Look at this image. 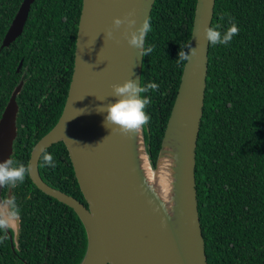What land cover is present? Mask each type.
<instances>
[{
  "label": "trees",
  "instance_id": "16d2710c",
  "mask_svg": "<svg viewBox=\"0 0 264 264\" xmlns=\"http://www.w3.org/2000/svg\"><path fill=\"white\" fill-rule=\"evenodd\" d=\"M23 0H0V45ZM197 0H155L145 46L142 84L157 91L143 126L155 168L186 61ZM83 0H35L23 33L0 52V116L26 71L18 95V135L12 159L29 165L39 139L59 120L75 64ZM239 33L227 45L210 44L204 110L196 154V181L208 264H264V0H216L212 26ZM187 52L188 49L186 48ZM46 98V102L42 99ZM55 167L39 169L50 185L88 205L64 141L48 147ZM10 188L21 219L18 247L0 230V264H80L88 247L73 208L39 189L28 173Z\"/></svg>",
  "mask_w": 264,
  "mask_h": 264
},
{
  "label": "water",
  "instance_id": "95a60500",
  "mask_svg": "<svg viewBox=\"0 0 264 264\" xmlns=\"http://www.w3.org/2000/svg\"><path fill=\"white\" fill-rule=\"evenodd\" d=\"M34 1H22L1 48L23 33ZM154 2L83 0L74 71L63 112L31 152L28 167L33 182L43 192L73 208L85 225L88 247L80 264H208L199 213L196 154L210 48L202 29L212 26L216 0H197L190 44L198 48V54L184 65L155 167L166 146L173 144L175 151L169 157L177 224L154 188L148 185L139 165L137 134L146 147L148 163L154 168L145 146L143 127L127 136L112 132L104 124L107 113L97 111L102 105L116 102L111 96L114 84H122L129 78L139 83L144 60L139 50L130 47L124 39L127 25L115 32V39L107 38L106 32L114 18L130 13L138 28L144 19L150 18ZM22 85L16 87L0 118V162L12 159L18 135L17 95ZM59 141H64L68 148L88 205L48 184L41 176V149ZM2 192L0 187V201L12 198L11 188L6 199ZM20 229L19 216L15 229L7 230L14 247L19 245Z\"/></svg>",
  "mask_w": 264,
  "mask_h": 264
},
{
  "label": "clouds",
  "instance_id": "9594fccd",
  "mask_svg": "<svg viewBox=\"0 0 264 264\" xmlns=\"http://www.w3.org/2000/svg\"><path fill=\"white\" fill-rule=\"evenodd\" d=\"M136 24L137 21L132 18L131 13L123 18L116 17L113 20L112 27L106 32V36L109 39H115V32L122 26L127 25V29L123 33L124 39L127 40L130 47L139 50L141 57H146L154 51V46H145V38L152 30L151 20L150 18L144 19L138 28ZM238 33L239 28L235 23H231L223 32L215 26H205L202 29L203 38L212 46L218 44L227 45ZM186 48L188 49L187 52L185 51ZM197 54L198 48L192 47L191 44L180 46L176 63L190 62L191 58ZM141 81L142 77L139 83L137 80L129 78L122 84H114L111 96L116 98V102L97 108L98 112L107 113L104 124L105 127L112 128V132L118 131L120 134L127 136L132 133H138L143 126L150 122L151 117L146 113L145 108L151 103V97L143 94L149 91H157L159 85L155 82L143 85ZM98 99L104 100L106 98ZM40 159L43 166H51L53 168L56 166L53 156L44 148L41 149ZM30 171L29 167H26L24 164L17 165L11 158L0 162V187H14L18 182L23 183ZM18 221L19 209L14 198L0 201V230L15 229Z\"/></svg>",
  "mask_w": 264,
  "mask_h": 264
},
{
  "label": "bare ground",
  "instance_id": "6f19581e",
  "mask_svg": "<svg viewBox=\"0 0 264 264\" xmlns=\"http://www.w3.org/2000/svg\"><path fill=\"white\" fill-rule=\"evenodd\" d=\"M136 150L139 158V165L142 169L145 180H147L148 185L154 188L159 198L165 203L169 210L173 222L177 224L176 215L173 209L174 206V196L173 189L171 186V170H170V157L169 153L172 154L174 149L173 144L166 146L164 153L162 154L157 168H152L147 159L146 150L140 134H137L136 138Z\"/></svg>",
  "mask_w": 264,
  "mask_h": 264
},
{
  "label": "flooded vegetation",
  "instance_id": "af4514ba",
  "mask_svg": "<svg viewBox=\"0 0 264 264\" xmlns=\"http://www.w3.org/2000/svg\"><path fill=\"white\" fill-rule=\"evenodd\" d=\"M6 33H7V32H6ZM5 35H6V34H5ZM17 38H18V37H17ZM3 39H4V38H3ZM3 39H2L1 45H2V43H3ZM15 40H16V39H15ZM15 40H14V41H15ZM14 41H12L11 43H13ZM11 43H10V44H11ZM1 45H0V52H1V50L4 48V47L1 48ZM9 46H10V45L5 46V47H9ZM20 64H21V66L19 67ZM20 64H19L18 67H17V71H18L19 73H21V78H20L19 82L17 83V85L14 87V89H13L11 95L9 96V99H8L7 103L5 104V106H4V109H3V111H2V114H3L4 110L6 109V106L8 105V103H9V101H10V99H11V96L13 95V93H14L16 87L19 86L21 83H23L22 88H23V86H24V83H25V80H26V77H25L26 71L20 72V71H21V68H22V65H23V60L20 62ZM22 88H21V90H22ZM20 92H21V91H20ZM20 92H19V93H20ZM19 93H18V95H19ZM18 95H17V103H18V105H19ZM42 102H43V103L46 102V98L42 99L41 102H40L39 104L41 105ZM19 109H20V106H19ZM2 114H1L0 118L2 117ZM18 114H19V112H18ZM17 124H18V123H17Z\"/></svg>",
  "mask_w": 264,
  "mask_h": 264
},
{
  "label": "rangeland",
  "instance_id": "374dc122",
  "mask_svg": "<svg viewBox=\"0 0 264 264\" xmlns=\"http://www.w3.org/2000/svg\"><path fill=\"white\" fill-rule=\"evenodd\" d=\"M145 146H146V144H145ZM146 148V147H145ZM149 161V160H148ZM149 164H150V162H149Z\"/></svg>",
  "mask_w": 264,
  "mask_h": 264
}]
</instances>
